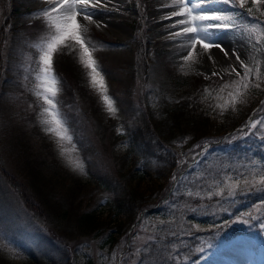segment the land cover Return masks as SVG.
<instances>
[{"label": "rangeland", "instance_id": "1", "mask_svg": "<svg viewBox=\"0 0 264 264\" xmlns=\"http://www.w3.org/2000/svg\"><path fill=\"white\" fill-rule=\"evenodd\" d=\"M50 6L48 0H0V248L9 252L11 244L15 242L25 250L33 251L38 257L51 255L59 260L66 251L62 247H72L75 253H71L72 249L69 254L70 257H75V261L70 258L69 264H117L119 259L120 264H138L143 257L142 251L145 250L143 246L149 242L151 220L142 236L139 237L138 231L134 237H130L135 242L131 260L124 257L125 253L121 256V239L126 237L124 233L115 242H110L106 233L87 238L67 235L65 225L64 230H58L62 220L52 216L49 220L44 208L47 201L56 199V196L67 190H62L59 184L50 185L49 188L46 187L48 184H43L44 181L49 182V179L50 182L57 180V173L45 168L43 164V180L39 185L33 186L30 169L23 170L19 166L22 157L18 150L30 146L34 139L41 136L50 139L52 144L46 149L47 153L40 146L43 151L41 158L49 160L53 153V162L57 165L55 167H59L62 176L68 172L73 175L71 180L65 182L67 186L76 188L79 183L86 185V188L75 189V193L88 190L82 193V196L89 198L88 209L96 207L103 199L104 205L100 208L106 218L111 206L105 198L109 193L97 188L99 181L119 185L120 170L125 164V158L142 156L145 141L140 134L135 136L142 128L151 134L145 115V119L142 117L147 106L156 107L159 102L177 104L197 95L200 96L198 101H205L210 92L205 87L206 82L228 80L232 75L236 76L230 71V65L235 62L233 53L236 52L245 53L246 63H252L249 57L254 54L264 72V5H252L251 0H247L245 6L240 8L238 5H225L220 0H209L205 6L208 14L213 11L225 13L229 16L226 23L234 26L229 31L214 30L212 36L216 43L229 51L227 57L215 47L206 50L198 44L194 50L191 49L182 32L180 36H172V33L181 31L186 26L176 23L183 17L171 15L178 10L174 0H105L104 5L96 9L92 19L85 21L78 16L76 24L70 28L65 24L61 13L58 22L66 35L56 45L52 53L51 69L45 73L41 60L42 49L59 33L54 27L57 23L55 13L52 19L38 14ZM2 28L5 37L1 36ZM73 33L80 34L88 47L103 76L105 91H101L98 85H92L90 69L81 60L82 49L72 38ZM214 71L220 75H212ZM45 78L55 92L54 96L52 93H45ZM224 84L228 88L217 99L222 104L231 106L230 93L234 94L239 87V77L229 83H221ZM253 84L241 96L244 112L251 106V102L247 100L253 99L254 93L260 94L264 89V80L260 81L262 85L257 90ZM44 95L53 100L55 111L69 128L71 141L61 142L54 133L46 131L47 126L43 124V120L50 117L44 112L49 107L44 103ZM105 95L112 101L114 112H109ZM253 114L252 122H258L257 128H243L245 134L240 135L232 146L241 143L243 149L254 146L264 151V101L255 108ZM212 116L215 117L214 114ZM210 122L206 129L214 133L212 129L215 127ZM183 129L178 130L179 133ZM207 133L208 130L194 135ZM23 138L25 142L19 144ZM29 139L32 141L28 142ZM191 139L187 140V143H191L190 147L178 156L186 159L190 157L195 162L201 153L212 146L208 143L200 146L198 138L194 141ZM183 140L181 137L178 142ZM222 148L221 151L225 147ZM76 163L81 164V167L77 168ZM156 166L159 164H155ZM242 166L249 167L248 163H242ZM10 176L14 178L13 181ZM262 181L264 169L262 172L241 169L237 174H229L221 182L201 187L200 194L204 199L191 211L199 212L200 216L208 213L215 216L222 210L214 207L212 211H208V200L216 199L219 202L238 195L252 194L264 198ZM89 182L93 185L90 188ZM15 183L28 188L27 193L35 201L36 209L25 205L21 191L14 187ZM121 191L119 188L117 194H121ZM229 191L234 193L232 197H229ZM247 207V210L240 212L241 215L238 214L234 224L240 225L239 230L244 229V225H249L244 223L247 221L244 217L248 219L251 216L253 221L250 226L260 223L264 237V200ZM40 208L43 209L42 214ZM153 220L157 221V217ZM55 224L60 235L50 232ZM214 227L210 229L213 230ZM153 234L156 235L155 232ZM249 237L253 238L254 235L248 232L237 236L227 245L236 254H240L244 247H248ZM247 253L251 259L245 258L234 264H264V241L259 240L256 251ZM9 256V261L14 264L25 263L14 258L15 255ZM232 262L229 264H233Z\"/></svg>", "mask_w": 264, "mask_h": 264}, {"label": "trees", "instance_id": "2", "mask_svg": "<svg viewBox=\"0 0 264 264\" xmlns=\"http://www.w3.org/2000/svg\"><path fill=\"white\" fill-rule=\"evenodd\" d=\"M1 30L3 31V28ZM3 35L6 36L4 31L1 36ZM64 67L69 68L68 65H64ZM235 78L237 77L232 75L228 80L218 79L206 82L205 87L210 92L203 102L198 101L200 96L197 95L177 104H161L159 102L156 107L147 106L142 117L143 119L146 118L145 121L152 130L151 134L146 133L148 130L142 128L135 136L140 134L142 140L145 141L142 156L137 157L135 155L125 158V164L120 170L119 185L108 184L104 180L99 181L97 188L99 190L104 189L105 193H109L105 198L111 206L106 218L102 215L100 208L103 205V199L98 202L96 207L88 209L89 198L82 196V193L88 190L84 189L75 193V189L86 188V185L79 183L76 188L67 186L65 182L71 180L73 175L71 176L68 172L62 176L59 167H55L57 165L53 162V153L49 160L44 159V157L41 158L43 152L41 147L47 153L46 149L51 147L52 141L44 136L34 139V141L29 139L28 142L32 141V144L18 150V154L22 157L19 166H22L23 170L30 169L29 173L32 177L33 186L39 185L38 183L43 180L42 177L45 174L42 167L46 166L45 168L57 173L55 177L57 180L53 178L54 181L50 182L49 179V182L44 181L43 184H48L46 187L59 184L62 190H67L64 194L56 196V199L47 201L48 204L44 208L48 218H50L49 220L52 217L61 219L62 223L58 230H64L63 225H65L66 234L74 237L87 238L106 233L109 241L115 242L124 233L126 237L121 239L122 246L120 248L121 252L126 250L124 257L128 260H131V256L134 255L133 244L135 243L134 239L129 240V237L135 236L134 234L138 231H140L139 237L142 236V233L147 230V223L151 220L149 242L143 246L145 250L150 251H142L141 260L144 264H163L165 260L168 264H229L233 260L232 263L234 264V262L239 263L245 258L251 259L246 251L236 254L227 244L235 237L243 235L244 232H250L254 235L253 238L249 237L248 247H244L249 251H256L258 241H264L260 223L250 226L253 221L251 216L248 219L244 217L247 220L244 223L249 224L244 225V229L239 230L240 225L234 224L238 214L241 215L240 212L247 210V206L264 200L261 195H238L233 199L219 202L216 199L208 200L206 202L208 211H212L214 207L222 210L215 216L210 215V213L200 216L199 212L191 210L199 206L201 200L204 199L200 194L201 187L205 188L210 183L221 182L229 174L231 176L234 172L237 174L241 169L262 172L264 169V151L252 145L250 149H243L241 143L232 146L240 135L245 134L239 129L236 133L229 135L219 146L212 145L211 149L201 154L199 160L194 164H190L188 161L184 165V157L178 156L182 154L183 150L190 147L191 143H187L188 139L192 138L191 140L194 141L198 138L197 141L200 142V146L208 142L213 144L225 138L229 132L239 128V126L246 125L249 115H252L255 107L264 99V89L260 94L254 93L253 99L247 100V102H251L247 112L242 111L241 97L234 103L232 101L231 106L224 105L217 98L224 94L228 86L227 84L221 85V83H229ZM254 88L256 87L254 86ZM252 94L253 92H251L250 97ZM218 102L223 106L219 105ZM174 106L177 108L176 110ZM145 112L146 117L144 118ZM157 113H159L158 116ZM208 122L215 127L212 129L214 133L206 129ZM250 128L248 127L247 130ZM181 129L183 130L179 133L178 130ZM207 130V134L194 135L204 133ZM181 137L184 140L178 142ZM23 139H20L19 144L25 142ZM37 147L39 148L37 149ZM221 147H225L224 150L221 151ZM46 156L49 157V155ZM154 162L155 164L158 163L159 166L155 167ZM242 163H248L249 167L242 166ZM174 176L177 177L175 181L173 180ZM10 177L13 181L14 178ZM91 184L89 182V188L93 186ZM14 187L21 191L25 205L31 209H36L35 201L27 193L28 188L17 183L14 184ZM119 188L122 190L121 194H117ZM206 190L209 191V188ZM189 192H192L193 195L189 196ZM195 193H199V195H195ZM158 204L159 208L145 215L144 220L130 234L131 227L137 223L141 213L145 210L149 211ZM42 210V208L39 210L41 214ZM43 214H45L44 211ZM156 217L157 221H154L153 218ZM49 220L46 219V221ZM213 226H215L213 230L210 229ZM56 229V224L52 225L50 232L60 235ZM14 243L11 244L9 252L0 248V264H14L9 261V255H15L14 258H19L25 262L23 264H69V250L73 249L72 247H62L63 250L66 248L64 254L69 258L62 254V258L58 260L51 255L38 257L33 251H27L23 246ZM74 250L71 253H75Z\"/></svg>", "mask_w": 264, "mask_h": 264}, {"label": "snow or ice", "instance_id": "3", "mask_svg": "<svg viewBox=\"0 0 264 264\" xmlns=\"http://www.w3.org/2000/svg\"><path fill=\"white\" fill-rule=\"evenodd\" d=\"M221 3L231 6H239L243 8L247 3V0H220ZM48 3L51 5L47 10L39 13L38 15H43L49 19H52L53 13L56 14L57 23L54 24L56 31L59 35H56L50 43L46 45V48L42 49L41 60L45 66L43 71L48 73L51 69L52 62V53L56 48V45L65 38L66 33L62 30L60 23V14L63 13V18L65 24L70 28L72 25L76 24L77 17L80 16L83 20L87 21L92 19L95 16L96 9L104 5L105 0H48ZM209 3V0H174V5L178 10L171 13L172 16L183 17L176 23L180 25H186L181 29V31L172 33V36H180L181 32L186 37L187 42L190 45L191 49H195L196 45H200L206 50H210L213 47L220 50L225 57L229 55V51L221 46L219 43H216L212 39L214 35V30L229 31L232 30L234 26L229 25L226 21L229 19V16L225 13L218 11H213L211 14L205 9V6ZM252 5H264V0H251ZM167 18V17H166ZM199 21H215V23H198ZM175 26V25H174ZM79 27V25H77ZM72 38L80 45L82 49L81 60L84 66L90 69V78L93 86H99L101 91H105L103 76L96 65V62L92 59L91 53L88 47L85 46L80 34L73 33ZM259 43V42H257ZM255 47V46H254ZM261 51V49H257ZM191 52H189V56ZM235 56V62L230 65L231 73H235L236 77H239V87L237 88L234 94L230 93L232 96L233 103L241 96H243L245 90L249 88L250 85L254 83L256 88L261 86L260 81L264 80V72H262L259 61L256 60L254 54H252L249 59L252 63L245 62V53H233ZM238 62V63H236ZM212 75H220L219 72L214 71ZM45 93H52L55 95L52 87L49 86V81L47 78L44 80ZM39 95V93H38ZM44 103L49 107L44 109V112L47 114L50 119H44L43 124L46 125V131L49 133H54L59 141L69 140L71 141V136L69 135V128L64 124L62 119L59 117V113L55 111V104L53 100L48 96H43ZM105 103L107 104L109 112H114L115 108L112 105V101L105 95ZM258 122H252L250 127L257 128ZM246 128L249 125L245 126ZM77 168L81 167V164L76 163ZM173 180H177V177H173ZM264 183V181H262ZM189 196H192L193 193L189 192ZM199 195V193H195ZM217 195H222V193H217ZM229 197L234 195L233 192L229 191ZM146 252L150 250L146 249ZM140 264H144L143 260L140 261ZM163 264H168L167 260L163 261Z\"/></svg>", "mask_w": 264, "mask_h": 264}, {"label": "bare ground", "instance_id": "4", "mask_svg": "<svg viewBox=\"0 0 264 264\" xmlns=\"http://www.w3.org/2000/svg\"><path fill=\"white\" fill-rule=\"evenodd\" d=\"M237 53V52H236Z\"/></svg>", "mask_w": 264, "mask_h": 264}]
</instances>
